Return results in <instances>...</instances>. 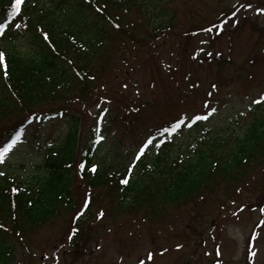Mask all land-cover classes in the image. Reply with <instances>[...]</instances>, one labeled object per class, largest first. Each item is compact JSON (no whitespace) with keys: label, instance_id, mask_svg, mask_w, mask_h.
<instances>
[{"label":"rangeland","instance_id":"374dc122","mask_svg":"<svg viewBox=\"0 0 264 264\" xmlns=\"http://www.w3.org/2000/svg\"><path fill=\"white\" fill-rule=\"evenodd\" d=\"M245 2L252 8L240 10L235 27L229 22L219 35L217 29L202 31L228 19L233 6ZM157 5L173 15L169 30L153 31L134 12L128 19L136 26L135 41L114 43L96 74L89 99L74 106V115L84 116L80 139L86 137L87 122L100 127L99 163L129 167L147 134L186 112L202 114L205 101L216 113L191 130L183 128L167 137L166 165L192 160L204 136L211 141L229 138L226 151L233 137L264 114V103H252L264 95V14L255 11L264 8V0H157ZM151 21L161 24L156 15ZM70 120L67 116L27 128L0 164V172L5 173L0 179L31 180ZM156 152L152 147L141 160L149 162ZM260 162L238 184L219 182L206 190L204 201L195 199L175 209L166 206L153 219L141 210L112 216L113 203L105 194H93L91 217L77 234L85 239H67L72 227L63 215L24 233L22 242L7 236L4 244L10 247V264H139L141 260L145 264H264V213L260 211L264 208V159ZM136 168L131 175H137ZM75 190L72 195L83 214L86 190L82 183Z\"/></svg>","mask_w":264,"mask_h":264},{"label":"trees","instance_id":"16d2710c","mask_svg":"<svg viewBox=\"0 0 264 264\" xmlns=\"http://www.w3.org/2000/svg\"><path fill=\"white\" fill-rule=\"evenodd\" d=\"M144 3L25 0L21 16L15 19V23L25 27H11L0 38V50L7 54V77L0 72V141L17 132L22 135L34 124L71 117L66 133L49 149L31 180L20 183L11 178L0 179V264H10V247L4 244L7 236L22 242L24 233L63 215L69 217L71 229L77 230L73 239L81 232L80 226L91 217L92 206L83 214L79 212L81 208L76 207L72 195L77 184L84 185V196L90 201L95 199L93 194H105L113 203L112 216L141 210L153 219L160 217L166 206L175 209L195 199L204 201L206 190L219 182L238 184L264 159V114L256 116L240 135L233 137L226 151L223 150L229 138L211 141L204 136L192 160H174L168 166L165 143L149 162L140 160L137 175L129 174L128 166L99 163L100 127L87 122L88 136L83 140L81 135L80 139L84 116H75L74 106L89 99L96 74L114 43L122 39L135 41L136 26L128 18L136 12L157 32L171 27L173 15L167 13L166 7L160 8L157 0ZM155 9L157 14L153 13ZM10 11V0H0V22H6ZM155 15L161 24L151 21ZM42 33L48 35V41ZM102 121L105 123V119ZM153 133L159 137L157 130ZM81 164L84 168H80ZM93 165L97 166L96 173L90 171ZM126 176L130 177L129 183L120 184ZM13 188L18 191L13 193ZM82 238L80 235L76 240Z\"/></svg>","mask_w":264,"mask_h":264},{"label":"snow or ice","instance_id":"6c2138e0","mask_svg":"<svg viewBox=\"0 0 264 264\" xmlns=\"http://www.w3.org/2000/svg\"><path fill=\"white\" fill-rule=\"evenodd\" d=\"M25 3V0H10V5H11V11L8 12L7 18H6V22H0V38H3L6 36L7 31L11 28L14 27L17 30H20L22 27H25L24 25L20 24V23H15V19L18 16H21L22 14V5ZM251 9L252 5L250 3L245 2L244 4H240V6L237 8L235 5L233 6V9L231 11L230 17H228V19L226 20H221L219 23L213 24L212 26L206 28V29H202V31L205 32H212L214 29H217V35H219L221 32H223L224 30V25H226L227 23L231 22L232 26L235 27L238 23H239V19L238 17V13L240 12L241 9ZM97 11H101V9H97ZM255 11L258 14H264V8H257L255 9ZM233 18H237V19H233ZM43 38L45 41L49 40V37L46 33H42ZM208 56H212L213 53L212 52H208L207 53ZM217 55H219V53H217ZM195 59V57H193ZM71 63V62H69ZM0 72H2L5 76V78L7 77V54L0 50ZM125 87H127V85H125ZM212 88L215 90L216 89V85L213 84ZM209 96L212 95V93L210 92L208 94ZM253 104H261L264 103V95H261L258 99H254L252 101ZM99 107V105H97ZM203 109L204 112L202 114L193 112L190 115L186 112L183 116H178L176 117L173 121H170L168 123L167 126L161 125L158 129L157 132L159 133V137L156 134L153 133H149L145 136V139L143 141H141L140 145H138L137 151L134 154V158L132 163L130 164V166L127 169V172L130 174L132 173V171L134 170L135 166H136V162L140 161L142 157H144L147 153V151H149L152 147H155L157 149H159L163 144L170 142L167 137L169 136H174L175 134H177L178 132H180L183 128H188L189 130H191L193 128L194 125H196L198 122L201 121H208L217 111L216 108H212L210 106V103L208 101H205L203 104ZM138 110V109H137ZM105 111H107V109H105ZM29 123H32V119H29ZM21 139V135L19 132H17L14 136H10L9 138H7L4 141H0V164H3L5 162V157L7 154H9L18 144V142ZM100 139H103V137H101ZM159 141V142H157ZM80 168H84V165L81 164ZM90 171L92 173H96L97 172V166L93 165L90 169ZM5 173L4 172H0V176H4ZM129 176H126L124 178H121L119 183L122 185H127L129 183ZM18 189L13 188L12 192L15 193L17 192ZM90 204V200L89 199H85L83 202V206L84 208H88ZM260 211L262 213H264V208H261ZM235 215V213H234ZM103 216V212L101 211L98 215V219L101 218ZM261 223H264V221H262ZM0 227H3L2 225H0ZM76 229H72V234L68 235L67 239L71 240L73 239V235L76 233ZM181 247L180 245H177V248ZM166 251V250H165ZM251 255H255V253H250ZM216 255L219 256L220 255V251L217 248L216 251ZM153 256V253L149 252L147 253V259L151 260ZM139 264H145L144 260H141L139 262Z\"/></svg>","mask_w":264,"mask_h":264}]
</instances>
